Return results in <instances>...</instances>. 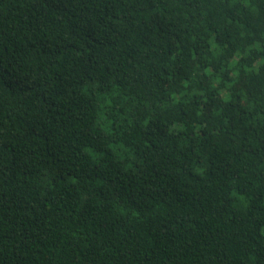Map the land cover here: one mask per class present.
<instances>
[{
    "label": "trees",
    "instance_id": "obj_1",
    "mask_svg": "<svg viewBox=\"0 0 264 264\" xmlns=\"http://www.w3.org/2000/svg\"><path fill=\"white\" fill-rule=\"evenodd\" d=\"M0 264H264V0H0Z\"/></svg>",
    "mask_w": 264,
    "mask_h": 264
}]
</instances>
